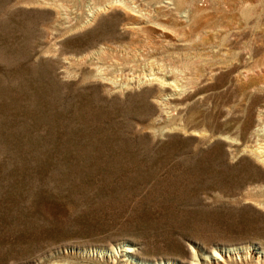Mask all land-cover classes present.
Here are the masks:
<instances>
[{"label": "rangeland", "instance_id": "rangeland-1", "mask_svg": "<svg viewBox=\"0 0 264 264\" xmlns=\"http://www.w3.org/2000/svg\"><path fill=\"white\" fill-rule=\"evenodd\" d=\"M194 259L264 264V0H0V264Z\"/></svg>", "mask_w": 264, "mask_h": 264}, {"label": "bare ground", "instance_id": "bare-ground-1", "mask_svg": "<svg viewBox=\"0 0 264 264\" xmlns=\"http://www.w3.org/2000/svg\"><path fill=\"white\" fill-rule=\"evenodd\" d=\"M171 83H173V82H171ZM169 84H170V82H169ZM174 84V83H173ZM172 85V84H171ZM123 247H124V249H123V253H124V256H128L129 254H131V253H134L135 251H136V248L135 247H133V246H130L129 244H124L123 245ZM259 248V247H258ZM236 248H230V249H228V251H234ZM101 252H104V250H102ZM212 256L214 257V258H216V259H221L222 258V256H221V254L217 251V250H214L213 251V253H212ZM126 262H128V258L126 257L125 259H124ZM54 264H67V263H65V262H60V263H54ZM191 264H201L197 259H194L192 262H191Z\"/></svg>", "mask_w": 264, "mask_h": 264}]
</instances>
